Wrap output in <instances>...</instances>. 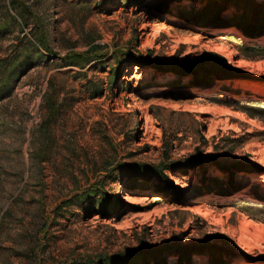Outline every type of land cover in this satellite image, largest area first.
I'll return each mask as SVG.
<instances>
[{
	"label": "rangeland",
	"instance_id": "rangeland-1",
	"mask_svg": "<svg viewBox=\"0 0 264 264\" xmlns=\"http://www.w3.org/2000/svg\"><path fill=\"white\" fill-rule=\"evenodd\" d=\"M207 5L0 0V264H264V35Z\"/></svg>",
	"mask_w": 264,
	"mask_h": 264
},
{
	"label": "trees",
	"instance_id": "trees-1",
	"mask_svg": "<svg viewBox=\"0 0 264 264\" xmlns=\"http://www.w3.org/2000/svg\"><path fill=\"white\" fill-rule=\"evenodd\" d=\"M228 7H231L235 11L230 19L232 26L240 27L254 39H259L264 35V2H258L257 0H208V5L204 8L203 15L198 16L197 19L203 22L213 21L215 19L219 20L220 13ZM242 47L246 50L256 51L257 55H264V42L244 43L242 44ZM137 65L142 67L144 63L140 62ZM119 72V70L116 72V77L119 76ZM207 157L214 158L210 154L207 155ZM201 161L202 160L188 159L179 167L183 169L195 165L200 166L202 165ZM214 165L216 166L217 164L214 162ZM158 174L164 178L168 186L173 185L172 181H170L163 172H159ZM218 249V246L210 249L201 248V250H204L211 255L216 253ZM198 250V248L191 249L176 244H161L158 247L149 248L148 250L141 248L133 252L114 256L108 261L115 263L118 260L131 264L130 261L139 260L144 264H150L151 262H154L155 264H166V257L174 254L179 257L181 262H183L190 259V254L192 252Z\"/></svg>",
	"mask_w": 264,
	"mask_h": 264
},
{
	"label": "bare ground",
	"instance_id": "bare-ground-1",
	"mask_svg": "<svg viewBox=\"0 0 264 264\" xmlns=\"http://www.w3.org/2000/svg\"><path fill=\"white\" fill-rule=\"evenodd\" d=\"M217 51L222 53L223 55H225L226 57L232 59L233 58V53L227 48L225 47L224 45L222 44H219L218 47H217ZM244 62V61H243ZM237 63H242V61L238 60ZM171 78H174V75H170ZM259 92L261 93H264V88L260 87L259 89ZM124 199L127 200L128 202H132V203H136L135 201V197L129 195V194H126L124 195ZM203 216L207 217L208 219L211 218L212 220H214L213 216L207 212V211H201L200 212ZM207 219V220H208ZM246 222L248 224H251V221L250 219L246 220ZM212 223V222H211ZM214 224V223H213ZM205 258L204 256H196V259H203ZM250 264H259V263H250Z\"/></svg>",
	"mask_w": 264,
	"mask_h": 264
}]
</instances>
